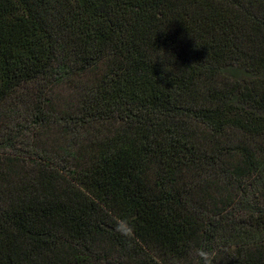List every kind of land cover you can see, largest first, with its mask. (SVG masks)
Returning <instances> with one entry per match:
<instances>
[{"label":"trees","instance_id":"trees-1","mask_svg":"<svg viewBox=\"0 0 264 264\" xmlns=\"http://www.w3.org/2000/svg\"><path fill=\"white\" fill-rule=\"evenodd\" d=\"M201 249L264 264V0H0V264Z\"/></svg>","mask_w":264,"mask_h":264},{"label":"clouds","instance_id":"clouds-1","mask_svg":"<svg viewBox=\"0 0 264 264\" xmlns=\"http://www.w3.org/2000/svg\"><path fill=\"white\" fill-rule=\"evenodd\" d=\"M115 230L129 240L134 238V226L128 218L120 219ZM198 254L204 260V264H210L209 254L207 252L201 249Z\"/></svg>","mask_w":264,"mask_h":264}]
</instances>
